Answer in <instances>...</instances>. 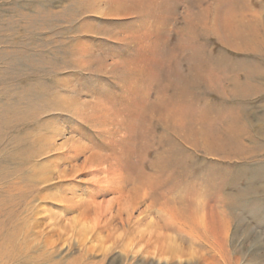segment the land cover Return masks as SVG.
Returning <instances> with one entry per match:
<instances>
[{"label": "rangeland", "instance_id": "374dc122", "mask_svg": "<svg viewBox=\"0 0 264 264\" xmlns=\"http://www.w3.org/2000/svg\"><path fill=\"white\" fill-rule=\"evenodd\" d=\"M0 250L264 264V0H0Z\"/></svg>", "mask_w": 264, "mask_h": 264}, {"label": "bare ground", "instance_id": "6f19581e", "mask_svg": "<svg viewBox=\"0 0 264 264\" xmlns=\"http://www.w3.org/2000/svg\"><path fill=\"white\" fill-rule=\"evenodd\" d=\"M136 100V99H135ZM156 102V101H155ZM150 103H148V105L147 106H149V107H147L146 106V104L144 103V108H140V107H137V108H140V111L139 112H141V111H143L144 113H145V111H146V109L147 108H149L150 109V105H149ZM153 104V103H152ZM137 105V104H136ZM141 105H142V103H141ZM164 105V104H163ZM135 106V105H134ZM147 108H146V107ZM168 107V106H167ZM136 108V107H135ZM134 108V109H135ZM136 108V109H137ZM145 109V110H144ZM153 110V109H152ZM85 111V110H84ZM134 112V111H133ZM170 112H172V110H171V108H170ZM142 113V112H141ZM135 114V113H134ZM137 114V113H136ZM148 113H146V115H147ZM172 114H174V112L172 113ZM110 115V114H109ZM139 115V114H138ZM142 115H145V114H143L142 113ZM134 116H136V115H134ZM139 116H141V115H139ZM171 116V115H170ZM177 116V115H176ZM100 118V117H99ZM139 118H141V117H139ZM138 118V119H139ZM176 118V117H175ZM103 119V118H102ZM136 119V118H135ZM174 120V119H173ZM175 121V120H174ZM133 128V127H132ZM173 128V127H172ZM75 150H77V148H75ZM78 151V150H77ZM97 153V152H96ZM95 156L96 155H94L93 154V156H92V158L90 157L89 158V160L87 161L88 162V164H89V162L90 163H93L94 161V158H95ZM113 156V155H112ZM110 160V159H109ZM95 163V162H94ZM105 169H106V167H105ZM109 171H113V169L112 170H108L107 172H109ZM114 172V171H113ZM111 173V172H110ZM118 174V173H117ZM121 174V173H120ZM107 175H108V173H107ZM106 175V176H107ZM110 175V174H109ZM104 178V177H103ZM101 179V178H100ZM118 179V182H119V178H117ZM121 179V178H120ZM123 181V180H122ZM128 181V180H127ZM107 182V181H106ZM116 183V182H115ZM123 183V182H122ZM128 183H129V181H128ZM120 184H121V182H120ZM123 184H125V183H123ZM125 185H128V184H125ZM116 187V186H115ZM122 187V186H121ZM124 188V187H123ZM128 188V187H127ZM136 188V187H135ZM138 188V187H137ZM119 189L120 188H116V191L114 190V193L116 194V192L117 191H119ZM143 190V189H142ZM123 192V191H122ZM120 193V192H119ZM121 195V194H120ZM135 195H137L136 193L135 194H130L129 196H126L125 194L122 196H118V195H116V196H118V197H115V198H113L110 202H109V204H107V206L106 205H95V210H96V217L94 218V220L92 221L93 222V224H94V229L95 230H100V231H102V229H104V228H108L111 224H112V219H113V217H112V212H113V208H114V206H118V210H119V213H120V218H121V220H122V223H123V225H124V227H129L132 223H133V221H134V213L136 212V210H137V207H138V204H139V202H138V198L137 197H135ZM115 196V195H114ZM137 196H139V194L137 195ZM141 196V195H140ZM144 197V196H143ZM140 201V200H139ZM126 215V219H122L123 218V215ZM114 215V214H113ZM142 217V216H141ZM141 217L139 218L140 220L139 221H141ZM116 218V217H115ZM143 218V217H142ZM83 219V218H82ZM136 219V218H135ZM169 219H171V218H169ZM183 219V218H182ZM152 221L154 220V219H151ZM149 223L151 222V221H148ZM183 222V221H182ZM138 223L139 222H137L136 224L138 225ZM141 223V222H140ZM166 223V222H165ZM164 223V224H165ZM169 224H170V226H172L173 225V223H171V222H168ZM195 223V222H194ZM134 224V223H133ZM202 224V223H201ZM136 225V226H137ZM206 225V224H205ZM215 225V224H214ZM118 226V225H117ZM149 226V230H150V235L152 236V239L154 238V236H157V237H161L162 235H161V233L160 232H162V230H161V228L159 227V225L157 224V222L156 221H154V223H151V224H149L148 225ZM189 226V225H188ZM134 227V226H133ZM163 227V226H162ZM197 227V226H196ZM132 228V227H131ZM211 228V227H210ZM111 229V228H110ZM164 229V228H163ZM214 229V228H213ZM94 230V231H95ZM105 230H107V229H105ZM139 230V229H138ZM149 230H147L146 232H148ZM152 230H154V231H152ZM193 230V229H192ZM130 232H131V230H129ZM164 231V230H163ZM197 231H198V229H197ZM130 232H124L123 233V235L121 234L120 236H121V238H122V236H125L126 235V233L127 234H130ZM134 232V231H133ZM154 232V233H153ZM191 233V232H190ZM143 234V232L140 234V235H142ZM147 235V234H146ZM150 236V237H151ZM169 236V235H168ZM114 237V236H113ZM116 237V236H115ZM128 237H130L129 235H128ZM138 237V236H137ZM146 237H148V235L146 236ZM164 237V236H163ZM118 239H120L119 237H117ZM172 238V237H171ZM140 239H142V237H140L139 238V241H140ZM151 239V240H152ZM148 240H150V238H148ZM150 240V241H151ZM118 241H120V240H118ZM140 243V242H139ZM152 243H153V241H152ZM148 244V243H147ZM167 247L168 248H170L169 249V251H170V253H175L176 251L173 249V245L172 244H168L167 245ZM166 248V247H165ZM177 248V247H176ZM0 254H1V250H0ZM177 256V255H176ZM1 257V256H0Z\"/></svg>", "mask_w": 264, "mask_h": 264}]
</instances>
